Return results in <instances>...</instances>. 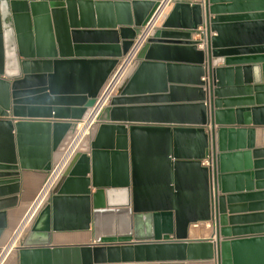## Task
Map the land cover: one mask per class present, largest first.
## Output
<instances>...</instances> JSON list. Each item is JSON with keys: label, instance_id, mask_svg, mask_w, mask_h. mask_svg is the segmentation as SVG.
<instances>
[{"label": "water", "instance_id": "obj_1", "mask_svg": "<svg viewBox=\"0 0 264 264\" xmlns=\"http://www.w3.org/2000/svg\"><path fill=\"white\" fill-rule=\"evenodd\" d=\"M159 5L0 0V187L18 188L21 169L51 171ZM95 35L112 43L87 41ZM137 59L91 154L76 156L36 214L18 264H264V149L238 128L264 126V0L177 3ZM106 216L122 223L105 228ZM210 221L214 240L188 239ZM92 225L94 244H52ZM7 227L0 209V238Z\"/></svg>", "mask_w": 264, "mask_h": 264}, {"label": "crops", "instance_id": "obj_2", "mask_svg": "<svg viewBox=\"0 0 264 264\" xmlns=\"http://www.w3.org/2000/svg\"><path fill=\"white\" fill-rule=\"evenodd\" d=\"M161 1V0H158ZM182 2H191L192 4H200L204 5V0H176L173 5L166 11L165 15L163 16V20L170 17L173 9L175 8V5L177 3ZM160 25V23H159ZM159 25L157 28H159ZM203 29L205 31V27H201L199 30ZM155 32V31H154ZM214 34H212L213 36ZM193 39H199L198 36H194ZM88 42L93 43H112L111 38H102L100 36H91L87 40ZM203 48L199 47V50ZM206 78H202V80H205ZM208 79H206L207 81ZM189 80L181 79L179 82L183 84H187ZM117 96V95H116ZM9 120H12L13 123L16 121L10 116V118H6ZM30 122H36L34 120H31ZM47 122V121H42ZM75 126V124H74ZM73 126V127H74ZM99 126L95 129L94 133L91 137L88 138L86 143L83 145V150L81 151V154H91V145L93 140L95 139L96 134L98 133ZM239 129L245 128V129H254L255 130V146L259 147V149H264V126H240ZM1 139V135H0ZM245 145L247 143V138L244 139ZM0 143V153L3 152V149L1 148ZM60 157V150L53 153V160L52 165L58 161ZM76 158V157H75ZM74 158V159H75ZM73 159V161H74ZM264 159L259 161H262ZM72 161V163H73ZM258 161L254 160L253 162ZM71 163V164H72ZM110 162H103L102 166L106 170H108V167H110ZM207 166V164H203ZM241 166L245 168V164L241 163ZM111 168V167H110ZM20 183L17 188V186H14L13 184H9L6 186L0 187V209H4L7 213V229L5 230L4 234L0 238V253L2 248L7 244L9 241L11 235L13 232L17 229V227L20 225V223L23 221L29 210L31 209L32 205L35 203L37 198L39 197L41 190L48 178L49 172L48 171H40L38 169L34 168H27V169H21L20 171ZM88 178L92 179L93 174H89ZM18 194L16 196H12L13 192L18 191ZM15 199V200H14ZM44 203V202H43ZM48 202L45 203V205ZM44 205V204H43ZM250 210H256L255 207L250 208ZM121 219V218H120ZM117 217H110L106 216L103 219V225L105 228H110L112 225L122 223V221ZM34 221V220H33ZM255 220H241V223L244 224H250L254 223ZM33 223V222H32ZM32 227V224L28 230L30 231ZM195 233H193V231ZM27 232V233H28ZM27 235V234H26ZM215 224L214 222H200L197 225H191L189 230V236L188 239L190 241H209L215 239ZM26 237V236H25ZM223 239V238H222ZM95 243V232L93 225L91 226V229L89 231H68V232H61V233H54L52 235V244L54 246H80V245H91ZM18 252L13 254L12 261L10 264H18ZM124 264H136V263H124ZM142 264H217L215 261H207V262H184V263H142Z\"/></svg>", "mask_w": 264, "mask_h": 264}, {"label": "built area", "instance_id": "obj_3", "mask_svg": "<svg viewBox=\"0 0 264 264\" xmlns=\"http://www.w3.org/2000/svg\"><path fill=\"white\" fill-rule=\"evenodd\" d=\"M175 1L176 0H161L160 1L159 7L154 12L151 19L147 23V25L142 29L141 35L136 40L133 48L130 50V52L125 57H123L120 60L119 64L116 66V68L113 70V72L107 79L106 83L104 84L96 100L95 105L92 108H90L86 118L81 122L75 123V126L69 132L67 137L63 140V142L61 143L59 147L60 157L58 161L51 168V171L49 172L48 178L41 190L39 197L37 198L35 203L32 205L31 209L29 210V212L27 213L23 221L20 223L17 229L13 232L7 244L2 248L1 253H0V258L2 254L6 251V249L10 246V244L13 243L14 240L16 241H15V247L13 248L12 253L16 252L19 248H21L23 240L36 214L45 205V203L49 201L54 189L56 188L57 184L60 182L65 172L71 165L73 159L78 154H81V151L84 149L83 145L86 143L88 138L92 136V134L94 133L98 125H100L98 121L100 114L110 104L112 98L118 94L120 88L131 77L132 73L137 68L139 64L138 59H137L139 52L146 44L147 39L154 33V31L158 27L166 11L173 5ZM200 32L204 33V30L201 29ZM85 128L87 129V134L80 138L82 130ZM204 163L207 164V166L211 165V162L209 159L205 160ZM50 182H52V184L48 192L47 199L44 202V205L41 208H39L40 206H38V208L35 210V213L31 217V220H30L31 224L20 232L26 219L28 218L31 211L36 207L41 195L44 193V191L46 190V187L50 184ZM18 234H19V237L17 238Z\"/></svg>", "mask_w": 264, "mask_h": 264}, {"label": "bare ground", "instance_id": "obj_4", "mask_svg": "<svg viewBox=\"0 0 264 264\" xmlns=\"http://www.w3.org/2000/svg\"><path fill=\"white\" fill-rule=\"evenodd\" d=\"M87 134V129H83L82 130V133L80 135V138L85 136ZM53 182V181H52ZM52 182H50V184L46 187V190L44 191V193L41 195L36 207L31 211V213L29 214L28 218L26 219L24 225L22 226L20 232L25 229L26 227H28L31 223H30V220H31V217L32 215L35 213V210L38 208V206H40L39 208H41L43 206V202L46 201L47 199V196H48V192L50 190V187H51V184ZM193 231V230H192ZM19 232V233H20ZM193 233H195V231H193ZM19 237V234L17 235V238ZM15 241H13L12 244H10V246L6 249V251L2 254L1 258H0V264H5L8 260V258L11 256L12 254V251H13V248L15 247Z\"/></svg>", "mask_w": 264, "mask_h": 264}, {"label": "rangeland", "instance_id": "obj_5", "mask_svg": "<svg viewBox=\"0 0 264 264\" xmlns=\"http://www.w3.org/2000/svg\"><path fill=\"white\" fill-rule=\"evenodd\" d=\"M16 252H13L12 254H11V256L8 258V260H7V262L5 263V264H10L11 263V261H12V257H13V254H15Z\"/></svg>", "mask_w": 264, "mask_h": 264}]
</instances>
